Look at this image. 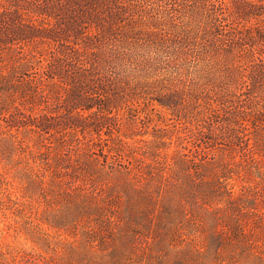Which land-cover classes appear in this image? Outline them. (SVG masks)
<instances>
[{"label": "trees", "instance_id": "obj_1", "mask_svg": "<svg viewBox=\"0 0 264 264\" xmlns=\"http://www.w3.org/2000/svg\"><path fill=\"white\" fill-rule=\"evenodd\" d=\"M0 164V264H264V0H0Z\"/></svg>", "mask_w": 264, "mask_h": 264}, {"label": "clouds", "instance_id": "obj_2", "mask_svg": "<svg viewBox=\"0 0 264 264\" xmlns=\"http://www.w3.org/2000/svg\"><path fill=\"white\" fill-rule=\"evenodd\" d=\"M156 55L155 53H144L140 59H151L152 56ZM136 62L127 61V60H120L115 62L111 66V71L113 73H118L120 76L130 77L137 73L138 69L136 67Z\"/></svg>", "mask_w": 264, "mask_h": 264}, {"label": "rangeland", "instance_id": "obj_3", "mask_svg": "<svg viewBox=\"0 0 264 264\" xmlns=\"http://www.w3.org/2000/svg\"><path fill=\"white\" fill-rule=\"evenodd\" d=\"M160 127H162V125ZM1 171H2V166L0 164V172ZM7 225H14V222L11 219L5 218L0 214V228H3ZM24 243L25 242L21 237H19V239H15L10 234L9 235H7V234L1 235L0 234V245L9 244L12 246H25V247L29 248V244L25 245Z\"/></svg>", "mask_w": 264, "mask_h": 264}]
</instances>
